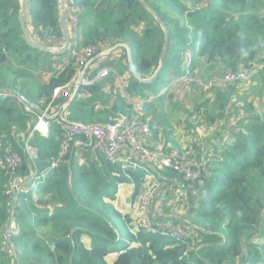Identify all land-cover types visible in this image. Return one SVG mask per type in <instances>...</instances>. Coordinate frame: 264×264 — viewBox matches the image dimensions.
Instances as JSON below:
<instances>
[{
	"label": "trees",
	"instance_id": "1",
	"mask_svg": "<svg viewBox=\"0 0 264 264\" xmlns=\"http://www.w3.org/2000/svg\"><path fill=\"white\" fill-rule=\"evenodd\" d=\"M28 1L25 20L35 41L43 44L46 33L63 36L61 0ZM65 2L78 20V46L126 43L133 67L144 79L162 64L147 83L133 75L128 59L114 63L111 66L125 80L123 89L113 73L81 85L70 103L71 119L113 123L119 113L132 114L124 91L131 98L149 92L154 98L146 101L141 119L149 120L153 140L165 145L174 143V112L183 109L188 117L194 111L182 103V91L174 90L179 86L172 84L176 78L187 71L203 76L205 68L217 65L252 66L264 51V0ZM21 9L22 0H0V89L5 90L0 91V160L8 151H18L24 158L20 173L27 174L34 163L41 170L50 166L51 157L60 151L62 131L55 122L48 135L36 131L30 144L37 158L31 160L25 141L34 115L26 111L17 93L36 105L49 101L56 88L72 80L75 68L68 51L53 54L28 43ZM139 25L143 26L140 32ZM166 33L168 46L161 61ZM109 55L104 64H109ZM60 63L66 68L45 80L41 72L55 70ZM260 73L264 74L262 64ZM224 85H216L218 111L208 122L222 119L237 95V83L227 90L219 88ZM263 93L264 80L258 87V94ZM234 125L224 144L214 149L213 160L198 182L199 202L190 203L189 217L199 226L191 224L193 235L185 241L142 226L132 231L136 221L132 212L113 204L119 181L133 180V196L140 194L148 175L145 165L123 169L121 163H112L76 142L38 191L20 194L16 204L10 175L0 165V264H264V109L242 116ZM162 174L183 180L169 168ZM12 220L15 225L7 240ZM7 241L14 245L15 257L9 255ZM192 242L198 250L189 248Z\"/></svg>",
	"mask_w": 264,
	"mask_h": 264
},
{
	"label": "built area",
	"instance_id": "2",
	"mask_svg": "<svg viewBox=\"0 0 264 264\" xmlns=\"http://www.w3.org/2000/svg\"><path fill=\"white\" fill-rule=\"evenodd\" d=\"M68 14L67 22L70 28V47L68 52L74 63L75 75L72 80L65 86L58 87L54 91L53 98L49 101L43 99L40 104H35L32 107L25 103V109L34 115L32 119V130L25 141V148L29 153L31 160L37 158V151L30 144L34 133L48 135L53 122L59 125L62 131L60 151L53 155L50 159V166L45 170H41L35 163L30 167V172L21 174L20 170L24 166V158L18 151H8L0 160V165L10 175V193L13 203L16 204L20 194H34L40 186L46 182L49 173L55 171L61 165L67 151L74 143H79L86 146L94 153H100L112 163H121L123 169L125 167L138 170L145 165L148 170V175L153 182L158 181H173L172 178L165 176L163 171L167 168L178 172L184 183L190 191L195 189V184L203 177V174L208 170V162H212L211 158L199 161L197 157L187 156L185 153L171 154L165 156L153 150L151 140L153 134L149 125V120L141 119V114L145 109L146 101L152 100L153 94L147 92L145 97L131 98L125 93L127 100L132 104V114L119 113L113 123L107 124H84L71 119L72 111L70 103L77 93L78 88L83 84H90L95 81H101L110 76L111 73L117 78L123 89L125 80L121 79L117 70L108 67L104 64V59H99L91 64L89 69L84 73L81 83H78L79 76L85 64L94 58L96 55L108 56L112 47L104 44H90L87 46H78L79 30L78 20L75 15L69 11L66 5ZM43 40L53 48H62L65 45L64 37H51L47 33L44 34ZM66 68L64 63L57 64L55 70H43L41 75L45 80L51 76L61 73ZM96 70V73L93 71ZM260 66H239L237 69L223 68L220 78L206 82L204 76H198L197 72L187 71L186 74L176 78L172 84H181V86L189 84H197L201 86H216L220 84H248L259 75ZM61 99V100H59ZM59 100V101H58ZM37 108L43 110L39 112ZM161 147L159 152L161 151ZM154 161V167L149 165V162ZM157 167V168H155ZM147 175V176H148ZM146 176V177H147ZM131 180L132 178L129 177ZM133 182V180H132ZM125 183L119 181L117 187V199L115 206L118 208L117 202L121 200L124 205L119 206L121 210L126 211L131 208V205L126 201L125 192L129 186L133 187V183ZM145 180L141 191L144 189ZM140 191V192H141ZM150 199L144 200L141 207L140 219L133 223L132 231L140 226L154 230L159 234L174 239H184L186 234L183 226L166 220H156L155 215L151 212ZM191 206V205H190ZM195 206V205H194ZM14 220L11 221L7 231V240L10 239ZM7 251L11 257L16 256L14 245L7 241ZM20 264V263H15Z\"/></svg>",
	"mask_w": 264,
	"mask_h": 264
},
{
	"label": "rangeland",
	"instance_id": "3",
	"mask_svg": "<svg viewBox=\"0 0 264 264\" xmlns=\"http://www.w3.org/2000/svg\"><path fill=\"white\" fill-rule=\"evenodd\" d=\"M170 13L173 16H176L173 12L170 11ZM36 35V34H35ZM32 36V35H31ZM41 41L43 44H47L42 38ZM49 45V44H48ZM51 47V45H49ZM258 60L254 63L255 65L260 66L261 64L264 65V51L261 52L259 55ZM123 58V55H122ZM117 53H115V56H110V61L108 64V67H112L111 65L115 64H121L118 60ZM124 59V58H123ZM127 59V58H126ZM124 59V60H126ZM113 68V67H112ZM211 70H214L213 68H205L204 71H202V75L205 77V81L209 82L210 80H214L217 78H220L222 75L223 68L221 67L219 70L214 71L210 73ZM260 77V78H259ZM264 80V74L260 73L256 78H254L250 83L251 88L255 85L256 87L261 86ZM256 81V82H255ZM255 82V84H253ZM248 84H241L237 83V85H248ZM253 84V86H252ZM235 85V84H233ZM227 87H219L222 90H227L231 88L229 84L224 85ZM218 86H201V85H192L189 88H181L180 84L178 87H174V90L182 89L186 92L182 98V103L184 106L188 108L189 111L192 112V115H189V111L186 112L188 117L184 115L183 109H177L178 112H174V143L165 145V142L152 140L151 147L156 152L163 154L165 156H169L171 154H177L176 158L179 156L180 153H185L187 156L195 157V154H193L194 150L198 148L199 146H202L206 141H212L217 140L218 138H222L221 135H223L224 127H221L222 124H232L239 120V117H237V113L240 111V109L243 110H250L255 107L256 100L261 98L259 102L263 100L262 95L257 94L255 95L250 101L246 97H251L254 92L250 91L242 95L241 97L244 98L246 105H239L240 101L244 104L243 99L239 98V87L237 90V95L235 94L229 103V108L227 112L225 113V116L222 119H218L215 123L208 122V117L216 116L218 108L215 103L216 94L218 92L217 88ZM244 91H249V87H244ZM254 89V88H253ZM147 93V92H146ZM167 110V109H165ZM170 111V109H168ZM228 112L230 113L229 116L227 115ZM144 116V110L142 112ZM144 118V117H143ZM147 119V117H145ZM234 118V119H233ZM233 119V120H232ZM148 121V120H146ZM236 124V123H235ZM229 130V129H228ZM161 147V151L159 152V149ZM201 152V151H200ZM149 165L154 167L155 162L151 161L149 162ZM157 168V167H155ZM150 175L146 177L148 179V183H145L144 189L140 192V194L136 197L133 196V188L132 186H129L128 188V194H126V201L131 205L129 210L132 212V216L135 218L136 222L140 219V213H141V207L144 204V200L150 199L149 201L151 203V212L155 215L156 220H161L162 218H165L166 221L180 224L183 226L184 232L187 235V237L193 235V228L191 224L196 225L197 227L199 224L193 221V218L190 216L191 206L190 203H194L196 205L199 200L197 198L198 192H199V183L195 184V189L190 191L188 186L186 184H183L184 181L178 177L174 178L173 181L167 182V181H158L153 182L150 179ZM184 186L185 189V196H180L178 194V191H172L175 190L176 186ZM163 198L162 203H158V198ZM114 203V202H113ZM118 208L119 206H123L124 203L119 200L117 202ZM185 238V239H186ZM189 248L194 250L195 244L192 242L189 244ZM199 247L195 248V250H198ZM240 263V261L237 262V264Z\"/></svg>",
	"mask_w": 264,
	"mask_h": 264
},
{
	"label": "crops",
	"instance_id": "4",
	"mask_svg": "<svg viewBox=\"0 0 264 264\" xmlns=\"http://www.w3.org/2000/svg\"><path fill=\"white\" fill-rule=\"evenodd\" d=\"M142 28H143V26L142 25H139L138 27H137V31H141L142 30ZM109 43H107V44H105V45H108ZM112 47V46H111ZM115 53H117V55H118V58H120V59H118L119 61H125L124 59H128V53H127V50L125 49V48H123V47H121V48H119V49H117V50H115L112 54H110L109 56H115ZM122 55H123V58H122ZM107 56H103L102 58H101V60L102 59H104V58H106ZM221 68V66L220 65H217V66H215L213 69L214 70H211L210 71V73H212V72H214V71H217V70H219ZM256 82V81H255ZM255 82H253V84H255ZM253 84H252V86H253ZM256 85V84H255ZM253 86V88H251L250 87V85L248 84V85H239V98H241V99H243V101H244V104L243 103H241V101H240V103H239V105L241 106H243V105H246V102H245V100H244V98H242L241 96L242 95H244L245 93H247V92H250V91H253L254 92V94L251 96V97H246L247 99H248V101H252L251 99L255 96V95H257L258 94V87H256V86ZM192 85L191 84H189V85H187V87H185V86H182L181 88H189V87H191ZM244 87H249L250 88V90L249 91H244L245 89H244ZM179 89V90H181L182 91V94H181V96H182V98H183V96H184V94H186V92L185 91H183L182 89ZM262 98H263V100L261 101V103L259 102V100H261V98H259V99H257L256 101V103H255V107L253 108V109H250V110H243V109H240V111L237 113V117H239V120L242 118V116H247V115H249V114H260L262 111H263V109H264V93L262 94ZM229 108V107H228ZM229 112H228V116H229ZM234 119V118H233ZM232 119V120H233ZM239 120H237L236 122H238ZM236 122H234V123H230V124H222L221 125V127H224L223 129H224V133H223V135H221V137L222 138H218L217 140H212V141H206L204 144H202V146H199L198 148H196V150H194V152H193V154H195V156L197 157V159L199 160V161H203V160H205V159H209V157L211 158V161L213 160V155L215 154V152H214V149L217 147V146H221V145H223L224 144V142L229 138V134H230V131H231V129H233V128H235V123ZM229 129V130H228ZM201 151V152H200ZM173 192L174 191H178V194H180V196H185L186 195V193H185V189H184V186L182 185V186H176V188H175V190H172ZM126 194H128V189L126 190V192H125V195ZM163 198H161V197H159L158 198V203H162L163 202ZM116 201V200H115ZM115 201H114V205H115ZM126 211H128V212H130L129 210H126ZM161 220H165V218H162ZM85 239V241L88 243V241H89V237H85L84 238Z\"/></svg>",
	"mask_w": 264,
	"mask_h": 264
},
{
	"label": "water",
	"instance_id": "5",
	"mask_svg": "<svg viewBox=\"0 0 264 264\" xmlns=\"http://www.w3.org/2000/svg\"><path fill=\"white\" fill-rule=\"evenodd\" d=\"M28 9H29V1L28 0H22V9L19 13V18H20V22H21V25L23 27V30H24V33H25V36H26V39L28 41V43L33 46L34 48H37V49H40L42 51H45V52H48V53H59V52H65V51H68L69 50V47H70V34H69V31H68V24H67V15H66V2L65 0H61V22H62V31H63V36H64V40H65V45L62 47V48H53V47H50L49 45H46V44H41V43H38L36 42L32 36H31V32H30V29L26 23V20H25V15L27 14L28 12ZM167 46H168V38H167V33H166V41H165V47H164V50H163V53L161 55V61L163 60L164 56H165V52H166V49H167ZM125 48L127 50V53H128V61H129V66L131 68V71L133 73V75L138 79L140 80L141 82H151L152 81V78L154 76H156V74L159 72V70L162 68V64L159 66L158 70L156 71V73L151 77V78H148V79H144V78H141L138 73L136 72V70L134 69L133 67V64L131 62V59H130V47L128 44L126 43H123V42H119V43H116L109 51L108 54L110 53H113V51L119 49V48ZM103 56L102 55H96L94 58H92L91 60H89L80 76H79V79H78V83L80 84L81 81H82V78H83V75L84 73L89 69V67L91 66V64L99 59H101ZM4 89V88H3ZM3 89H0V91H5ZM19 95V98L22 102L32 106V107H35V103H33L31 100H29L26 96L20 94V93H17ZM37 110L41 113H43V110L37 108Z\"/></svg>",
	"mask_w": 264,
	"mask_h": 264
},
{
	"label": "clouds",
	"instance_id": "6",
	"mask_svg": "<svg viewBox=\"0 0 264 264\" xmlns=\"http://www.w3.org/2000/svg\"><path fill=\"white\" fill-rule=\"evenodd\" d=\"M67 24H68V22H67ZM64 37V36H63ZM46 45H48V44H46ZM52 47V46H51Z\"/></svg>",
	"mask_w": 264,
	"mask_h": 264
}]
</instances>
